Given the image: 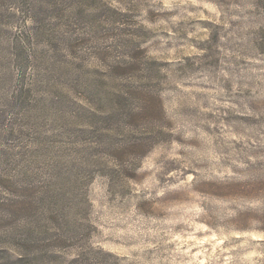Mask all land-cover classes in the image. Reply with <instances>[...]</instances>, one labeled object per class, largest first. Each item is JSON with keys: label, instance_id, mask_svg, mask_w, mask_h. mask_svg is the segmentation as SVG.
Listing matches in <instances>:
<instances>
[{"label": "rangeland", "instance_id": "374dc122", "mask_svg": "<svg viewBox=\"0 0 264 264\" xmlns=\"http://www.w3.org/2000/svg\"><path fill=\"white\" fill-rule=\"evenodd\" d=\"M0 264H264V0H0Z\"/></svg>", "mask_w": 264, "mask_h": 264}]
</instances>
